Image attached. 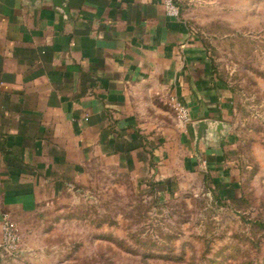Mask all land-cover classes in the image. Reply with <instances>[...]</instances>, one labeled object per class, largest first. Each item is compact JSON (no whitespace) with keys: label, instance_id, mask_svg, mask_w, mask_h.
<instances>
[{"label":"crops","instance_id":"crops-1","mask_svg":"<svg viewBox=\"0 0 264 264\" xmlns=\"http://www.w3.org/2000/svg\"><path fill=\"white\" fill-rule=\"evenodd\" d=\"M61 2L0 0V264H19L5 224L23 242L25 220L81 185L91 163L162 171L201 122L206 167L225 156L229 88L166 0Z\"/></svg>","mask_w":264,"mask_h":264},{"label":"rangeland","instance_id":"rangeland-1","mask_svg":"<svg viewBox=\"0 0 264 264\" xmlns=\"http://www.w3.org/2000/svg\"><path fill=\"white\" fill-rule=\"evenodd\" d=\"M173 2L229 88L220 168L195 136L162 171L91 163L25 220L19 264H264V0Z\"/></svg>","mask_w":264,"mask_h":264},{"label":"built area","instance_id":"built-area-1","mask_svg":"<svg viewBox=\"0 0 264 264\" xmlns=\"http://www.w3.org/2000/svg\"><path fill=\"white\" fill-rule=\"evenodd\" d=\"M165 9L168 16L173 18H181V12L178 6L173 2V0H166ZM175 110L178 115V119L181 125L185 126L189 122L188 111L182 105L175 103ZM20 238L15 230L14 224L7 222L4 227V249L7 252L16 251L19 248Z\"/></svg>","mask_w":264,"mask_h":264},{"label":"water","instance_id":"water-1","mask_svg":"<svg viewBox=\"0 0 264 264\" xmlns=\"http://www.w3.org/2000/svg\"><path fill=\"white\" fill-rule=\"evenodd\" d=\"M55 2H57V4L59 6L62 7V2L61 0H54ZM207 131H208V124L206 122H201V123H198V130H197V142L198 144L204 140L206 134H207Z\"/></svg>","mask_w":264,"mask_h":264}]
</instances>
